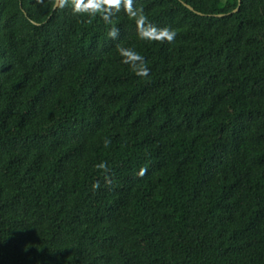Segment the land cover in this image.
Returning a JSON list of instances; mask_svg holds the SVG:
<instances>
[{"label":"trees","instance_id":"trees-1","mask_svg":"<svg viewBox=\"0 0 264 264\" xmlns=\"http://www.w3.org/2000/svg\"><path fill=\"white\" fill-rule=\"evenodd\" d=\"M91 2L0 0V264H264V0Z\"/></svg>","mask_w":264,"mask_h":264},{"label":"clouds","instance_id":"clouds-1","mask_svg":"<svg viewBox=\"0 0 264 264\" xmlns=\"http://www.w3.org/2000/svg\"><path fill=\"white\" fill-rule=\"evenodd\" d=\"M69 0H58V6L59 7H64L66 3H68ZM72 10L74 13H84L88 12L89 10H95L99 6L95 3H92L91 0H89V3L85 4L83 3V0H70ZM155 31L158 32L159 38L162 40H167L171 42L174 38L176 33L174 31H171L167 28L164 29H154ZM132 61L135 63H130L128 59H125V63H130V67L132 71L140 77H144L148 75L149 69L147 68L144 59L141 55L136 54L132 58ZM100 167H104L103 164L100 165Z\"/></svg>","mask_w":264,"mask_h":264},{"label":"water","instance_id":"water-1","mask_svg":"<svg viewBox=\"0 0 264 264\" xmlns=\"http://www.w3.org/2000/svg\"><path fill=\"white\" fill-rule=\"evenodd\" d=\"M240 3H241V0H239V4L238 6L236 7V9H234L233 12H236L238 11L239 7H240ZM58 6V0H56V3H55V8ZM224 14H219V16H223Z\"/></svg>","mask_w":264,"mask_h":264},{"label":"snow or ice","instance_id":"snow-or-ice-1","mask_svg":"<svg viewBox=\"0 0 264 264\" xmlns=\"http://www.w3.org/2000/svg\"><path fill=\"white\" fill-rule=\"evenodd\" d=\"M108 2L112 3V4H118L119 0H108Z\"/></svg>","mask_w":264,"mask_h":264}]
</instances>
